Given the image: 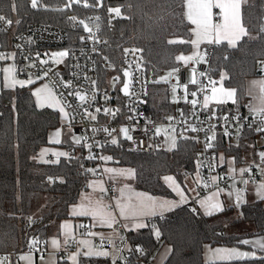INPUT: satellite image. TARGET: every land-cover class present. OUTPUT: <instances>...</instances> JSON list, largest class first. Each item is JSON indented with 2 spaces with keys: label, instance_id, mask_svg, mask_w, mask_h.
<instances>
[{
  "label": "trees",
  "instance_id": "trees-1",
  "mask_svg": "<svg viewBox=\"0 0 264 264\" xmlns=\"http://www.w3.org/2000/svg\"><path fill=\"white\" fill-rule=\"evenodd\" d=\"M117 8L119 15L110 11ZM0 11L15 17L22 26L39 22L59 27L70 39L83 33L81 26L72 25L73 19L95 26L104 40L101 57L117 71L125 49L137 48L146 69L147 113L158 121L171 113L167 81L161 78L166 72L174 73L179 53L191 50L192 32L183 15L184 0H37L36 7L31 0H0ZM111 12H114L113 17L109 15ZM93 18L95 20L91 21ZM241 22L247 34L235 47L213 44L209 72L214 78L221 71L225 72L223 84L234 90L235 99L233 103L208 109L210 113L244 107L245 82L255 76L256 69L264 62V0L243 4ZM187 88L192 91L194 83H188ZM59 125L56 110L35 105L31 86L0 88V253H19L45 244L52 222L69 218V207L76 203L90 176L88 167L95 161L85 155L82 145L75 157H60L57 162L34 158L39 149L48 144L49 130ZM183 134L172 149L155 147L148 152H129L112 146L102 152L112 163L133 168L135 188L152 195L173 197L162 178L172 174L180 180L193 173L199 151L191 135L184 131ZM256 137L254 130L242 128L234 142L231 134L218 129L213 145L216 151L233 154L235 161L240 162ZM233 210L237 211V217L229 222L227 214ZM246 222L253 227L251 234H264L262 200L229 206L210 216L187 204L178 206L149 220L146 227L127 233L129 242L139 248L141 257L134 251L127 255L124 264L148 262L162 244L171 247L163 264H264V256L203 261L205 243L241 245L240 236L229 232L225 224L237 226ZM57 264L69 262L61 258ZM78 264L110 262L106 257L79 255Z\"/></svg>",
  "mask_w": 264,
  "mask_h": 264
},
{
  "label": "built area",
  "instance_id": "built-area-1",
  "mask_svg": "<svg viewBox=\"0 0 264 264\" xmlns=\"http://www.w3.org/2000/svg\"><path fill=\"white\" fill-rule=\"evenodd\" d=\"M109 15L113 17L114 12ZM0 16L11 21L10 24L0 21V62H13L17 78L28 81L29 85L44 82L50 86L66 110L74 133L82 135L83 152L95 162L100 163L102 151L107 147L119 146L129 152H148L158 147L162 134L157 131V127L167 125L168 130L189 133L199 146L197 167L202 183L197 186L198 192L217 188L226 194L234 191L248 193L249 186H245L244 181L251 186L264 178V173L259 175L257 172L258 167L264 164V158L249 163L241 159L240 164H235L233 155L214 149L213 139L218 129L232 137H237L238 130L242 128L252 129L257 136L264 138V111L244 106L215 114L204 106V97L218 79L209 72L214 43L206 47L202 60L178 62L173 76L167 80L168 91L177 89L178 100L169 98L171 113L158 121L146 111V69L137 48L125 49L121 67L117 71L108 60L101 57L104 40L95 26L84 22L89 27L85 31L82 22L73 19L72 25L81 26L83 33L70 39L65 30L56 26L39 22L22 26L15 17H9L1 11ZM50 51H55L53 58L50 57ZM61 52L66 55L60 57ZM123 68L129 72L127 95L120 91ZM190 70L195 73L192 91L182 88L188 83L187 73ZM125 128L128 129L127 135L122 131ZM113 140L116 143H112ZM253 152L256 155L258 152L264 153V147L253 148ZM70 156L75 157L76 152L73 151ZM229 161L232 162V171H229ZM84 188L85 185L82 186ZM116 189V183L110 184L107 197L115 198ZM234 200L238 203L236 198ZM101 243L105 244L104 241ZM125 243L130 247L127 254L135 251L127 239ZM75 244L76 241L72 242L66 250ZM30 250L35 255L40 254L34 248ZM136 253L140 258L141 253ZM16 255L15 251L0 253V258H16ZM124 261L117 264H124Z\"/></svg>",
  "mask_w": 264,
  "mask_h": 264
},
{
  "label": "crops",
  "instance_id": "crops-1",
  "mask_svg": "<svg viewBox=\"0 0 264 264\" xmlns=\"http://www.w3.org/2000/svg\"><path fill=\"white\" fill-rule=\"evenodd\" d=\"M245 0H240V19H241V6L245 4ZM213 24L220 22L219 9L213 8ZM183 15L185 19L191 25V50L188 53H179L178 57H190V59L179 60L182 62L190 61L197 62L202 60L204 54V47L216 43L215 34H210L207 38L197 35L198 29L195 24L191 22L188 18V7L187 0H184V11ZM242 24V22H241ZM243 26V25H242ZM245 29V28H244ZM244 33H240L239 39L235 40L234 44H229L228 40L222 39L220 43H226L229 47H235L237 42L244 36ZM211 41V42H209ZM195 42V43H194ZM260 68L264 69V62L261 64ZM188 73H191L189 76ZM187 79L188 83H194L195 73L194 71H188ZM217 82L212 86L210 92L204 97V104L207 103V108L214 110L218 104L233 103L235 99L234 90L224 86L223 82L226 78L225 72L221 71L217 77ZM188 83L185 85L187 88ZM44 82H33L29 86L32 87L31 91L33 94V100L37 107H48L56 110L59 115L60 110L62 112V104L59 102L56 95L53 93ZM247 100L244 106H249L254 110L264 111V74L262 76H253L247 78L245 82ZM44 88V89H43ZM36 92L34 93V91ZM229 90L233 91V95L229 96L227 93ZM51 96L54 98L52 103L41 102V97ZM64 109V108H63ZM66 112V110H65ZM63 114V112H62ZM66 116L67 112H66ZM64 117V114H63ZM69 121V120H68ZM60 126V125H59ZM58 126V127H59ZM71 126V125H70ZM54 128L49 130L47 136L48 143H54L61 139L58 129ZM72 127V126H71ZM52 132V137L50 136ZM55 132V133H53ZM162 134V133H161ZM52 138V141H50ZM234 142L237 137H234ZM264 147V138L257 136L254 143L249 144L246 154L242 156L245 163L256 162L258 160L257 155L253 152V148ZM76 152V151H75ZM77 154V153H76ZM103 154L102 156H104ZM233 155V154H231ZM101 156V157H102ZM234 156V155H233ZM88 157V156H87ZM228 161V158H227ZM100 163L102 164L101 160ZM241 162H236L235 164H240ZM229 171H232V162L229 161ZM197 165V159L196 164ZM100 166V171L102 177H92L88 178L85 183V188L79 193L77 201L69 207V218L61 219L58 221L55 228V235L59 236L60 249L53 248V251L61 250L71 251L79 246L81 252L78 255L85 256H97L108 258L110 264H117L118 262L124 261L127 257V253L130 249L129 245L125 243L127 238V233L129 231H135L146 227L147 222L157 216H162L178 206L187 204L198 209L203 215L210 216L221 212L224 208L228 207L226 205L225 197L229 194L222 192L220 189H211L203 193L198 192L197 186L200 184L194 177V182L189 178L183 177L180 180L174 175L169 174L164 176L163 182L168 186L174 196L173 197H163L158 195H152L147 192L141 191L134 187V170L129 166H120L116 164ZM261 170L264 173V164L261 166ZM199 172L194 171L189 173V175L194 176L197 174L198 178L200 176L201 183L202 178ZM90 177V176H89ZM264 177V174H263ZM264 180V178H262ZM261 179V180H262ZM117 184L115 198L107 197V188L110 184ZM251 193V191H250ZM250 193H247L246 196ZM151 198V199H149ZM237 197H232V203H235L234 199ZM211 199L214 203L218 205L216 209H211L206 207L205 201ZM154 202V208L145 209L143 212L132 215L130 211H125L121 213V209H127L130 206H135L139 208L142 204H149ZM252 202V201H251ZM250 202V203H251ZM163 205V207H161ZM234 206V205H229ZM102 208L110 220L108 223H101L99 217L93 216L92 214H83L86 208ZM236 207V206H235ZM80 238V242L78 239ZM68 241H71L68 244ZM76 241V244L72 246L69 250L66 247L72 242ZM104 241L105 244L101 242ZM47 242V240H46ZM97 242V243H96ZM129 242V240H128ZM130 245H132L129 242ZM64 247H63V246ZM46 249V243L41 245ZM40 246V247H41ZM35 249V248H34ZM171 252V247L168 244H162L154 253L152 258L147 261H142V264H163L168 258ZM18 254V253H17ZM59 255V254H58ZM255 258V257H254ZM59 260V258L56 257ZM35 263H38L37 256L35 255Z\"/></svg>",
  "mask_w": 264,
  "mask_h": 264
},
{
  "label": "rangeland",
  "instance_id": "rangeland-1",
  "mask_svg": "<svg viewBox=\"0 0 264 264\" xmlns=\"http://www.w3.org/2000/svg\"><path fill=\"white\" fill-rule=\"evenodd\" d=\"M76 1V0H72ZM252 0H245L246 3L251 2ZM32 3V0H31ZM62 53V52H61ZM55 54V51H50V57L53 58ZM64 56V55H63ZM60 55V57H63ZM5 69H8V71H5ZM173 73L166 72L163 77L161 78L162 81L166 82ZM189 76L191 73H188ZM23 82V83H20ZM29 82L20 80L15 75V65L13 62H0V88H14L16 86H28ZM48 84L42 85V87L47 88ZM49 89L50 86H48ZM178 85L176 86V88ZM182 88H185V85H182ZM32 89V87H31ZM44 89V88H43ZM52 90V89H51ZM36 90L34 91V93ZM177 89L175 91H169V98L173 99L174 101H177L176 96ZM248 106V105H247ZM59 111V118H60V126L57 130L58 133L61 136L60 140L55 141L54 143H48L47 145L42 146L36 156L34 157L38 161L42 162H57L60 157H70V154L75 150L76 152L81 149L82 143V135L81 134H75L72 127L70 126L69 118L66 116L65 109H63L62 106V112ZM157 131L162 133V139L160 140L158 147L164 148V149H172L175 146V143L178 138L182 137L183 131H180L177 133L175 129H169L167 125H162L157 127ZM55 133V132H53ZM52 137V132L50 134ZM234 140V139H232ZM50 141H52V138H50ZM263 152L257 153V158L262 157ZM103 167L104 165H112V160L109 156L104 155L100 158ZM99 162H95L92 166L88 167L90 177H102V173L100 171V166L102 165ZM102 167V168H103ZM198 172V167L195 165V170ZM257 172L259 175H262L261 167H258ZM251 173V171H250ZM199 175V173H198ZM184 178H189L192 182H194V179L198 181V183H201L200 176L198 178L197 174L194 176H191L189 174H186L183 176ZM182 177V178H183ZM194 177V179L192 178ZM164 178V177H163ZM245 186H249L248 193H251V197L246 196L247 193H239L237 191H234L232 194H229L225 197L226 205L229 207V205H234V207H238L243 203H250L251 201L256 200H262L263 207H264V180L260 179L256 184L254 185H248L245 183ZM232 197H237L238 203L234 204L232 203ZM42 207L45 206V204L41 205ZM237 217V211L233 210L232 212L227 214L228 221L230 222L232 219ZM58 221H53L50 226V233L47 238L46 242V249L42 246H35L37 251L40 252L37 256V260L39 264H57V261L61 258H65L68 260L69 264H78V253L81 252V249L76 247L75 249H72L71 251H64V248L61 250H55L53 251V248L60 249V241L59 236L55 235V228L57 226ZM229 232H232L236 234L237 236H240L239 242L241 245H210V244H203L202 246V257L204 262H214V261H233V260H242V259H248V258H254V257H261L264 255V250L261 249L260 244L256 243L257 241L264 243V234H251L253 232V227L250 223L246 222L241 225L232 226V224L228 225L225 224ZM244 241H248V243H244ZM71 241H68V244ZM78 242H80V238L78 239ZM97 243V242H96ZM63 246V245H62ZM64 247V246H63ZM239 252V253H246V256H236V255H228L230 252ZM59 254V255H58ZM14 259V261L10 259H4L3 257L0 258V264H12L14 262L15 264H36L35 263V254L30 250H26L23 252H19Z\"/></svg>",
  "mask_w": 264,
  "mask_h": 264
},
{
  "label": "snow or ice",
  "instance_id": "snow-or-ice-1",
  "mask_svg": "<svg viewBox=\"0 0 264 264\" xmlns=\"http://www.w3.org/2000/svg\"><path fill=\"white\" fill-rule=\"evenodd\" d=\"M32 6H37V0H32ZM187 7H188V18L191 20L193 24L197 26L198 32L197 35L207 38L210 34H215V42L220 43L222 39L228 40L229 44H234L235 40L239 39L240 33H246V30L241 24L240 19V0H187ZM216 8L219 9L218 16H220V22L213 24V12L212 9ZM110 11H115L118 15L120 10L117 9H110ZM0 21H6V18L0 16ZM6 23L10 24L11 21H6ZM174 41H170L173 43ZM211 42V41H209ZM195 43V42H194ZM59 55L63 56L66 53H60ZM179 60L190 59V57H178ZM8 71V69H5ZM23 83V82H20ZM95 83V82H93ZM128 89L127 86L124 87V92L127 93ZM229 96L233 95V91L229 90L227 93ZM71 95V93H70ZM195 95V93H193ZM81 100L84 99L83 96L80 97ZM54 100L51 96H43L41 97V102L43 103H52ZM195 104V101H193ZM207 107V103L204 105ZM97 111H100L97 109ZM171 119V118H170ZM195 131V129H193ZM122 131L127 135L128 129H122ZM131 139V137H128ZM112 143H116L115 140ZM262 158H264V154H262ZM223 159V158H221ZM243 169L241 173H243ZM247 183V181H245ZM151 199V198H149ZM206 207L211 209H216L218 205L214 203L211 199L204 202ZM154 202L149 204H142L139 208L135 206H130L127 209L122 208L121 213L123 214L125 211H130L132 215H137L143 212L145 209H152L154 208ZM163 207V205H161ZM92 214L93 216H97L100 219L101 223H108L110 217L107 216L105 211L100 208H86L84 209L83 214ZM159 233H157V236ZM244 243H248V241H244ZM256 243L260 244L262 250H264V243L257 241ZM228 255H236V256H246V253H239V252H230Z\"/></svg>",
  "mask_w": 264,
  "mask_h": 264
},
{
  "label": "water",
  "instance_id": "water-1",
  "mask_svg": "<svg viewBox=\"0 0 264 264\" xmlns=\"http://www.w3.org/2000/svg\"><path fill=\"white\" fill-rule=\"evenodd\" d=\"M82 26L84 27L85 31H88L89 30V27L84 23L82 22ZM122 76H123V84L121 85L120 87V91L123 95H127V93L124 92V87L127 86V89H128V84H129V72L126 68H123L122 69ZM264 74V69L262 68H257L256 71H255V75L257 76H262ZM134 249L136 252L139 251V248L137 246H134Z\"/></svg>",
  "mask_w": 264,
  "mask_h": 264
}]
</instances>
